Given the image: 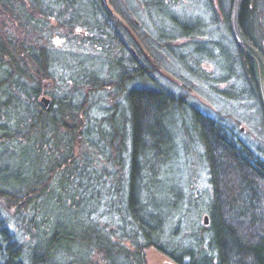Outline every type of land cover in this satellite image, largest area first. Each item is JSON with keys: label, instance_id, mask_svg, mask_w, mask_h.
Instances as JSON below:
<instances>
[{"label": "trees", "instance_id": "1", "mask_svg": "<svg viewBox=\"0 0 264 264\" xmlns=\"http://www.w3.org/2000/svg\"><path fill=\"white\" fill-rule=\"evenodd\" d=\"M126 1L125 11L118 0H0V9L15 17L27 40L12 45L0 35V264H146L149 248L175 264H264V146L251 147L223 117L207 115L183 95L158 87L153 79L158 65L141 54L139 25L128 17L135 0ZM139 1L161 15L173 12L166 0ZM205 1L217 29L221 18L219 28L237 54L236 62L251 66L248 75L264 136L257 72L258 64L264 68V35H257L264 33V0ZM172 18L179 25V18ZM180 23L182 38L204 32L201 21ZM65 32L79 38V48L92 47L97 56L118 59L105 68L104 78L100 70L81 66L77 78L70 77V84L85 86L87 92L113 87L123 94L92 126L83 114L90 100L85 105L87 99L63 97L44 108L38 77L29 90L22 88L24 83L17 86L20 76H27L25 64L37 65L36 73L51 78V65L62 55L29 41ZM245 77L243 69L235 80L231 75L217 81L232 85ZM11 86L20 87L25 99H18ZM21 101L26 102L22 112ZM183 106L190 109L211 187L205 215L209 224L195 226L186 247L167 243L172 221L164 213L170 204L156 196L177 145L173 113ZM51 117L57 123L56 145L44 150L37 143H44L39 139L49 125L39 123L40 137L32 132L36 119ZM9 209L11 222L5 213Z\"/></svg>", "mask_w": 264, "mask_h": 264}, {"label": "rangeland", "instance_id": "2", "mask_svg": "<svg viewBox=\"0 0 264 264\" xmlns=\"http://www.w3.org/2000/svg\"><path fill=\"white\" fill-rule=\"evenodd\" d=\"M118 1L119 6L126 11L125 8L129 7L127 1ZM133 2V12L128 17L139 25V32H136V34L139 36L141 54L147 60L152 59L151 63L155 61L158 65L156 71L153 72V79L158 87H165L177 95H183L188 101L187 104H193L207 115L223 117L229 123V127L233 129L237 138L242 139L251 147L264 146V136L260 128L261 119L256 112L255 98L252 95L253 80L248 75L251 66L249 64H243L242 66L236 62L237 54L231 50L229 39H226L227 36L219 28V26L221 27V18L218 16L220 23L217 29L212 23V12L207 6V2L205 0H179L177 4H170V1L166 0L168 9L173 12L165 15H161L154 7L146 8L139 0ZM172 15H176L180 22L195 23L201 21L204 32L202 35L198 34L193 38L180 37L183 35L184 30L180 22L179 25L173 24ZM15 21L13 15H8L0 9L1 37L10 40L12 45L16 43L15 45L23 46L27 42V40H24L25 32ZM185 32L189 33L188 30H185ZM257 35L263 37L264 33H258ZM76 38V35L67 33L62 35L53 34L51 37L50 34H46L40 39L29 41L28 44L38 49L46 47L53 54L54 52H61L62 55H59L60 62L50 64L51 78H48V75L41 77L36 73L35 68H38L37 65L32 68L29 65L30 63L25 64L22 68L26 70L27 76L25 79L23 75L20 76L17 86L24 83L25 85L23 84L22 88L29 90L36 82L37 78L35 77H38L43 91L38 100L44 108L46 105L43 98L50 101L47 107L50 105L51 107L55 106L63 100V97L73 99V101L79 98L80 100L87 99L85 105L90 100L87 105L88 111L83 114L86 115V119L92 126V124H97L106 116L105 114L111 104L123 99V94L113 87L110 89L105 88L101 92H87L85 86L81 87L75 85V83L70 84V77L76 79L80 71L78 67L81 66L88 70H100L97 73L104 78L105 68L115 66L118 59L117 57L107 59L104 56H97L96 53H92V47L81 49L78 47L79 38L77 40ZM85 46H88V44ZM41 59L45 64L44 56ZM0 65L2 66V64ZM73 66L76 68L72 69ZM243 69L246 76H249V80L246 77L238 78V81H234L232 85L229 82L217 81L222 77L231 75L235 80L237 75L243 76ZM257 72L264 99V68L261 64H258ZM224 89L227 91L225 95L222 94ZM10 90L13 91V94L15 93L18 99H25L26 96H24L20 87L11 86ZM1 97L2 91L0 89ZM30 103H33L32 106L40 111L39 104L34 101ZM19 105L18 111L22 112L26 107V102L21 101ZM64 107L67 106H61V110H65ZM11 114L12 119L13 117L16 118L13 112ZM16 114L18 115V113ZM173 115L176 116L177 121L172 126L177 145L172 159L163 169L165 170L163 172V183L157 187L156 196L162 202L164 200L170 204L164 213L165 215L170 214V220L172 221L171 232L167 233L168 236H165L168 240L167 243L173 241L181 247H186L191 243V234L194 227L206 226L204 225V217L207 215V204L211 198V187L202 148L197 133L192 126L190 109L183 106ZM36 121L38 123L36 122L35 131H31L33 133L31 134L35 136L40 137L41 135L39 123L49 125V127L42 129L45 137L39 139L43 140L44 143L38 142L37 146L44 150H46V147H54L56 145L54 138H57L54 134L58 131L55 118L36 119ZM83 121L86 122L85 119ZM29 128L28 126L27 129ZM60 130L63 131V129ZM110 134L111 131L108 135ZM177 190L181 193V198L178 197ZM5 213L10 222L14 220L12 218L13 211L9 209L5 210ZM171 214H174V216ZM12 226L14 228L13 232L20 235V229L18 228L17 231L15 226ZM23 237L28 242L29 237L24 235ZM169 259L163 252L155 248H149L145 252L146 264L171 262ZM183 259L187 258L184 257Z\"/></svg>", "mask_w": 264, "mask_h": 264}, {"label": "water", "instance_id": "3", "mask_svg": "<svg viewBox=\"0 0 264 264\" xmlns=\"http://www.w3.org/2000/svg\"><path fill=\"white\" fill-rule=\"evenodd\" d=\"M106 1V0H105ZM108 7V6H107ZM43 101L45 102V105H46V107H47V105L49 104V100L48 99H46V98H43ZM204 224L207 226L208 224H209V218H208V216H205L204 217ZM162 264H174V263H171V262H164V263H162Z\"/></svg>", "mask_w": 264, "mask_h": 264}]
</instances>
